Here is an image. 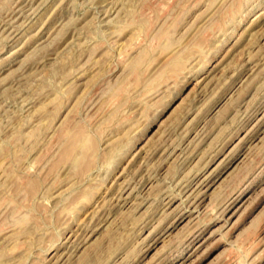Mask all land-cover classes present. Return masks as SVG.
Returning <instances> with one entry per match:
<instances>
[{"label":"rangeland","instance_id":"obj_1","mask_svg":"<svg viewBox=\"0 0 264 264\" xmlns=\"http://www.w3.org/2000/svg\"><path fill=\"white\" fill-rule=\"evenodd\" d=\"M0 264H264V0H0Z\"/></svg>","mask_w":264,"mask_h":264},{"label":"bare ground","instance_id":"obj_2","mask_svg":"<svg viewBox=\"0 0 264 264\" xmlns=\"http://www.w3.org/2000/svg\"><path fill=\"white\" fill-rule=\"evenodd\" d=\"M199 198H202V195H200ZM192 199H193V198H192Z\"/></svg>","mask_w":264,"mask_h":264}]
</instances>
